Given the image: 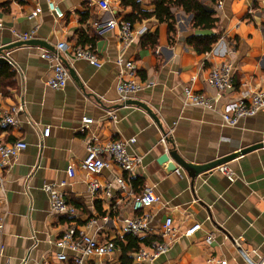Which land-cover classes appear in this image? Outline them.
<instances>
[{"label": "crops", "instance_id": "0c3cea01", "mask_svg": "<svg viewBox=\"0 0 264 264\" xmlns=\"http://www.w3.org/2000/svg\"><path fill=\"white\" fill-rule=\"evenodd\" d=\"M54 1L62 10L61 17L49 9L46 0H0V48L15 44L5 52L7 62L0 64V105L9 109L19 100L26 105V111L17 116V126L0 130V141L10 144L23 139L27 143L10 160L0 181L4 225L0 264H59L56 253L62 248L57 240L71 222L83 226L91 216L103 226L100 238L113 239L117 249L110 256L89 258L87 264L100 259L122 264L117 239L127 244L125 238L131 234H119L120 219L143 211H134L132 197L118 187L115 177L124 175L118 165L113 163L96 175L81 169L86 141L91 138L102 143L135 138L128 152L139 155L141 163L135 169L132 192L138 194L149 185L160 198V203L145 209L152 215L155 232L133 235L150 239L138 248L162 240L166 217L172 218L176 230L169 249L153 264H253L263 257L264 108L234 126L226 125L222 114L231 113L244 95L264 91V0H221V7L212 3L218 21L211 35L195 34L192 15L181 8H171L177 24L170 33L167 21L155 14L153 0H109L117 19L130 22L135 31L123 56L135 62L133 78L143 86L125 101L116 88V61L121 52L118 31L98 32L97 23L106 13L94 0ZM37 6L41 13L29 19ZM143 27L146 30L140 33ZM33 30L32 38L18 39L17 33ZM217 34L219 38L205 52L188 41L191 36ZM59 42H66L70 49L93 45L102 66L60 52L70 79L62 89L47 86L51 68L41 53L56 51ZM225 61L233 63V86L220 93L207 78L213 67ZM187 86L211 97L214 107L185 105ZM85 116L93 119L87 127L82 121ZM46 126L51 132L43 137ZM260 143V147L239 152ZM171 149L193 164L222 161L234 178L218 168L203 170L193 178L176 164L177 173L169 169L170 161L158 162ZM235 153L240 154L232 157ZM70 164L76 167L71 178L66 175ZM90 179L109 183L111 196L102 191L90 193ZM61 181L66 182L64 196L75 207V216L50 208L43 184ZM103 216L108 217L104 225ZM196 223L201 228L184 235ZM209 233L214 235L211 243L205 239ZM67 254L74 264V253L67 250Z\"/></svg>", "mask_w": 264, "mask_h": 264}, {"label": "built area", "instance_id": "2783aa9c", "mask_svg": "<svg viewBox=\"0 0 264 264\" xmlns=\"http://www.w3.org/2000/svg\"><path fill=\"white\" fill-rule=\"evenodd\" d=\"M46 1L49 9L54 11L58 17L63 15L62 10L54 0ZM94 1L98 4L101 10L106 13V17L97 23L98 32L103 33L112 29H117L118 31L121 52L116 61L119 68L116 88L120 100L125 101L135 95V93L143 86L142 82L133 78V73H135L137 69L135 62L127 60L123 56L124 51L134 39L135 31L130 22L117 19L115 11L110 6L109 0ZM216 5L221 7L222 1L219 0ZM40 13L41 8L37 6L29 13L28 18H37ZM174 19L176 25L177 21L175 13ZM1 26L0 23V27ZM145 30V27H143L140 30V33H143ZM33 34L34 30L30 33H17V37L19 40H28L33 37ZM60 52H67L68 56L69 52H71V56L74 58L87 60L96 67L102 66V61L98 57L96 48L93 45L88 44L83 47L70 49L66 42H59L56 45V51L44 50L41 53V57L49 62L51 68V75L46 81V84L53 89H62L70 79L69 70L64 64ZM233 68V63L230 61H225L220 65L213 67L207 78L208 83L215 87L220 93L231 89L234 77ZM129 73L131 76H128ZM184 103L185 105L200 106L204 108L214 107V100L211 97L194 91L190 86L184 88ZM263 108L264 91L256 90L249 96L244 95L241 97L232 112L223 113L222 118L226 125L234 126L241 118L255 115ZM25 111L26 105L23 100H19L9 109H5L0 105V130L6 131L17 126L18 114ZM111 117L113 119L115 118L114 115H111ZM82 121L87 127V124L92 123L93 119L85 116L82 118ZM50 132L51 128L46 126L42 130V136L48 137ZM166 137L167 135L163 136V142L166 140ZM134 142V137L126 140L110 141L107 143H102L95 138H91L86 141V155L82 160L80 167L88 175H96L105 169H110L113 163L120 167L124 175L115 177L118 187L125 192L127 196L132 197V208L134 211L143 212L139 215L122 217L120 219V231L118 232L121 235L131 234L144 237L150 236L155 232L152 224V215L145 212V209L155 203H160V198L154 192L153 187L149 185H145L142 191L138 194H133L132 192V179L135 169L141 163V157L139 155L128 152V147ZM26 146L27 143L23 139H17L10 144H5L0 141V181H2L3 171L10 164V160L15 158L19 152L26 148ZM213 168H218L220 172L225 174L231 180L234 178V172L226 163H222ZM75 172V165L70 164L66 170V175L71 178L75 176ZM176 172L180 173L178 169ZM65 184V181H61L58 184L55 182H45L43 184V190L48 195L49 205L53 212L58 214L66 213L70 216H75V207L69 204L64 196L63 186ZM87 184L90 193L95 194L102 191L107 196H111V185L109 183L101 184L95 179H90L87 181ZM107 220V216L102 217L103 225L107 223ZM3 226V221L0 219V235L3 231ZM200 228L201 223H196L189 227L184 235L191 236ZM101 230H103V226L98 223L97 218L94 216L88 218L83 226L79 225L76 221L71 222L70 226L63 231L56 242V245L62 248L61 251L56 253L58 263L70 264L67 250L74 253V264H87V259L89 258L112 255L116 251L117 245L113 239H101L99 234ZM160 235L162 240L151 242L150 245L140 247L134 251L132 257L135 263L153 264L154 260L159 255L165 253L169 249L171 242L174 241L176 236V230L173 227V220L171 217H166ZM205 239L208 243H211L214 240L213 233L207 234ZM2 251L3 245L0 241V253H2ZM211 262L212 261H209V263ZM93 264L116 263H113L110 260L100 259ZM253 264H264V256Z\"/></svg>", "mask_w": 264, "mask_h": 264}, {"label": "trees", "instance_id": "16d2710c", "mask_svg": "<svg viewBox=\"0 0 264 264\" xmlns=\"http://www.w3.org/2000/svg\"><path fill=\"white\" fill-rule=\"evenodd\" d=\"M156 4L155 14L160 20H165L168 23L169 32L175 31L174 12L172 7L181 8L184 12L193 15L194 28L215 29L218 19L215 17V10L212 9L211 4H217L219 0H153ZM219 34L208 38L191 36L189 42L193 43L195 48L200 52H205L211 49V45L219 38ZM127 244L122 239L118 238L117 242L122 250V264H132V255L139 247V243L148 244L150 239H137L133 235H127ZM117 245V244H116Z\"/></svg>", "mask_w": 264, "mask_h": 264}, {"label": "water", "instance_id": "95a60500", "mask_svg": "<svg viewBox=\"0 0 264 264\" xmlns=\"http://www.w3.org/2000/svg\"><path fill=\"white\" fill-rule=\"evenodd\" d=\"M213 33H214V31L213 30H210V29H196L195 30V34H197V35H211ZM34 42H36V41H32V40L28 41V43H34ZM14 45L15 44L10 45L8 47L4 46V47H1L0 48V64L7 62L6 57H5V52H6L7 49L12 48ZM147 109L150 110L149 107H147ZM152 116H153V118L156 121H158V118H157L156 115L152 114ZM260 146H262V143L257 144V145H253L251 147H247L245 149H242L239 152L240 153H244V152H247L249 150H252V149H254L256 147H260ZM240 153H235V154L232 155V157H235V156L239 155ZM166 161H168V162L170 161V163L168 165L169 166V169H172L173 171L174 170H177L176 169L177 168L176 167V164H177L181 168H183L186 171H188L193 178H195L203 170L212 169L213 167H215V166L223 163L222 161H215V162L210 163V164H207V165L193 164V163L187 162L183 158H181L178 155V153L176 152L175 149L169 150V152L164 153L158 159V162L159 163H163V162H166Z\"/></svg>", "mask_w": 264, "mask_h": 264}]
</instances>
